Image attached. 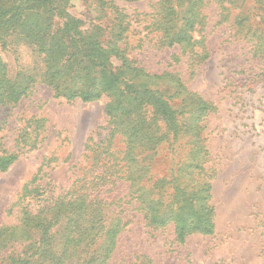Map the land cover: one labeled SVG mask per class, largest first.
<instances>
[{
  "label": "rangeland",
  "instance_id": "rangeland-1",
  "mask_svg": "<svg viewBox=\"0 0 264 264\" xmlns=\"http://www.w3.org/2000/svg\"><path fill=\"white\" fill-rule=\"evenodd\" d=\"M164 7L160 0H67L63 14L51 12L50 31L75 47L57 65L18 29L0 28V160L16 158L6 170L0 167V264H96L111 247L107 234L116 225L120 230L106 264H264V61L255 56L250 37V29L264 35V0H204L195 8L205 16L204 26L200 22L193 33L203 43L194 49L161 45L158 27L170 12ZM41 9L43 14L47 8ZM239 15L248 17L243 26L237 25ZM68 16L75 20L73 30L65 27ZM81 32L94 34L105 49L118 47L130 70L162 76L163 86L154 91L168 92L173 104L184 96L207 104L200 119L193 105L183 115L196 118L197 133L160 132L166 140L145 159L144 180H153L146 187L166 183L170 193L182 180L198 189L192 170L181 171L180 162L199 139L203 183L212 188L210 235L191 233L180 244L173 222L149 226L135 201L124 204L130 200L125 180L106 186L108 197L122 198L124 205L107 208L99 234H87L80 243L75 227L67 230L73 211L62 215L66 208L60 204L75 200L80 178L98 168L95 158L104 147L121 159L127 148L106 112L107 96L89 103L67 100L48 85L53 66L67 68L79 60L83 46L73 37ZM202 44L208 54L199 56ZM122 65L110 57L109 66ZM150 110L147 116L158 122Z\"/></svg>",
  "mask_w": 264,
  "mask_h": 264
},
{
  "label": "trees",
  "instance_id": "trees-1",
  "mask_svg": "<svg viewBox=\"0 0 264 264\" xmlns=\"http://www.w3.org/2000/svg\"><path fill=\"white\" fill-rule=\"evenodd\" d=\"M203 1L160 0L161 4H165L164 8L170 7L168 15L162 18L163 26L158 27L162 34L161 45L173 47L180 44L194 49L196 44L203 43L196 40L193 35L197 30V24L201 22L199 27L204 26L205 16L195 9L197 5H202ZM1 2L0 28L10 25L14 30L18 29L26 39L46 51V55H51L57 65L66 55L73 41L71 44L66 43L50 31L53 24L51 12H57L59 16L63 14L67 0L66 2L65 0H1ZM5 3L6 6H4ZM172 3L176 4L178 9L169 6ZM186 5V9L181 10ZM41 7L47 8L43 9V14L39 13L42 10ZM246 16L239 15L236 19L237 25H245L248 21ZM74 22L75 20L68 16L66 29H70V25ZM71 28L73 30L74 27L71 25ZM250 30L255 56L261 57L264 61V35L258 36L256 32L253 33V30ZM258 37H260L259 41L256 39ZM73 39L77 40L81 48L83 46L84 49H81L83 53L82 51L79 53L81 56L79 60H76V64H71L67 68L64 66L62 69L55 70L53 66V72L47 78L48 85L67 100L80 99L89 103L107 96L110 101L106 106V112L113 119L115 129L126 138L127 148L125 156L121 159L109 146L104 147L95 158L98 168L95 167L94 173L89 177L80 178L75 200L60 204L61 207L66 208L64 211L61 208L62 215L68 213V209L73 211H69L71 217H69L67 230L74 226L81 237V243L88 237L87 234L94 231H98L96 234H99V231L103 229L102 225L108 218L105 213L107 208L114 205L123 208L124 204L135 201L137 209L143 213L149 226L157 229L173 222L175 238L180 244L193 235L191 233L210 235L208 233L213 230V208L209 205L212 188L209 184L203 183L206 171L199 158L201 152L199 139L193 145L188 158L180 162L181 166L183 165L181 171L192 170L190 175L197 182L198 189L190 190V181L182 180L178 184L179 187L170 193V189H165L166 183L162 186L146 187L145 183L153 180L152 178L146 182L144 180L149 171V166L144 163L145 159H151L166 140L164 134L160 132L167 131L168 134L173 132L179 136L188 135L189 132L197 133V127H193L192 122L207 113V104L201 98L191 96H184L181 104H173L170 102L172 100L168 92L163 94L162 91H154L163 86L161 85L163 83L159 81L164 80L163 77L148 74L141 67L130 70L126 67L127 58L118 47L105 49L99 39L89 32H81ZM72 46L75 47V45ZM202 46V54H198L199 56L208 54L205 44ZM112 55L122 60L121 67L109 66ZM49 58L51 59L50 56ZM2 69L3 65L0 62V72ZM178 86L181 85L178 84ZM22 93L23 90L12 91V97H20ZM190 105H193L196 118L190 117L187 120L183 115ZM149 109L158 122L149 119L150 117L147 116ZM187 122H189V128H186ZM141 155L142 163L138 159ZM15 159L13 156L1 159L0 167L6 170ZM118 180H125L130 184V200L124 204H120L124 201L122 198L111 200L108 197L112 193L111 188L106 190L107 185L114 184ZM118 222V225L121 224L122 219ZM119 227L116 225L109 229L107 235L110 236L111 247L106 255L95 258L96 264H106L110 258Z\"/></svg>",
  "mask_w": 264,
  "mask_h": 264
}]
</instances>
